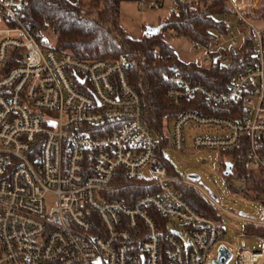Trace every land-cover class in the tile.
Masks as SVG:
<instances>
[{
	"label": "built area",
	"instance_id": "2783aa9c",
	"mask_svg": "<svg viewBox=\"0 0 264 264\" xmlns=\"http://www.w3.org/2000/svg\"><path fill=\"white\" fill-rule=\"evenodd\" d=\"M181 1L196 0H171V13ZM227 1V31L193 43L205 67L229 63L232 51L246 58L245 67L220 94L172 73L167 97L177 107L202 97L214 107L236 106L241 116L185 112L171 120V132L156 135L129 82L125 54L81 61L58 53L56 29L40 43L23 21V2L0 0L6 23L0 30V264H215L225 236L221 211L227 212L196 182L171 179L158 153L165 138L164 152L183 151L190 136L195 149L232 150L246 136L248 168L264 174V0ZM153 6L160 8V0ZM20 50L23 58L4 69L11 51ZM204 129L220 132L193 133ZM120 170L136 189L150 192L114 197ZM235 179L245 187L252 175ZM174 183L197 188L220 218L197 213ZM236 217L264 226V218ZM228 251L235 264H264V251Z\"/></svg>",
	"mask_w": 264,
	"mask_h": 264
},
{
	"label": "trees",
	"instance_id": "16d2710c",
	"mask_svg": "<svg viewBox=\"0 0 264 264\" xmlns=\"http://www.w3.org/2000/svg\"><path fill=\"white\" fill-rule=\"evenodd\" d=\"M25 6L22 14L24 23L36 34L40 43L51 29L58 31L54 50L58 53H71L81 61H114L125 54L130 62L128 78L131 86L140 95L144 119L156 135L168 131L170 122L185 112H197L202 115L235 119L241 116V109L236 113V106L214 107L204 98L198 97L182 107L175 106L167 97L170 84L166 77L178 73L188 79L200 81L210 91L217 94L226 92L233 77L245 67L246 58L240 52H230V62H213L209 67L180 60L174 48L165 38V33L172 31L179 38L192 42L213 40L216 33L226 32L222 16L230 12L227 0L181 1L176 13H170L154 37L144 35L140 39L132 38L121 25V8L125 2L141 3L144 0H21ZM14 28L15 24H8ZM23 58V51H11L8 65L13 67ZM239 147L232 150L217 149L230 155L233 174L252 175V180L239 191L247 197L262 201L264 184L257 178L255 170L248 168L247 151L249 139L242 136ZM158 153L164 161L168 176L177 178V172L165 159L164 151L169 147L165 138L160 142ZM226 165V164H225ZM226 167H224L225 171ZM124 171L117 175L118 190L112 195L128 198L145 195L149 189H136V185L127 180ZM232 174V175H233ZM226 177V176H225ZM228 185L233 189L231 179ZM179 196L197 213L208 219H219L217 209L197 188L174 183ZM236 190V189H235ZM243 236L264 241V226L247 222Z\"/></svg>",
	"mask_w": 264,
	"mask_h": 264
},
{
	"label": "rangeland",
	"instance_id": "374dc122",
	"mask_svg": "<svg viewBox=\"0 0 264 264\" xmlns=\"http://www.w3.org/2000/svg\"><path fill=\"white\" fill-rule=\"evenodd\" d=\"M76 1V0H72ZM144 5L135 2H125L121 8V25L126 32L135 39H140L149 29L161 28L171 13V0H161V7L154 8L155 0H146ZM6 28V23L0 17V30ZM166 40L174 48L180 60L186 63H196L203 65V52L197 51L192 41L179 38L172 31L165 33ZM171 124V123H170ZM168 132H171V125ZM189 132V130H188ZM204 132L205 136L213 137L219 134L217 129L195 130L193 133ZM193 138L190 136L183 151L168 149L165 151V159L177 172V179L189 180V176L194 175L200 178L196 184L208 195H215L219 200V205L227 213L222 214L224 224V238L218 243L213 257H217L218 249L226 247L233 254L240 248L254 251H264V241L259 239H249L243 236L246 221L236 216L256 219L264 218L263 200L258 201L247 197L239 191L242 187L236 181V174L229 177L224 176L225 164L229 162L230 155L216 149H195ZM257 178L264 184V174L261 170L255 171ZM231 179L233 189L228 185ZM236 189V190H235ZM50 204H54L52 199ZM178 233L177 231H175ZM186 241V237L181 234ZM235 264V260L229 262Z\"/></svg>",
	"mask_w": 264,
	"mask_h": 264
},
{
	"label": "water",
	"instance_id": "95a60500",
	"mask_svg": "<svg viewBox=\"0 0 264 264\" xmlns=\"http://www.w3.org/2000/svg\"><path fill=\"white\" fill-rule=\"evenodd\" d=\"M160 31H161V28L149 29L146 32V36L147 37H154V36L158 35L160 33ZM225 167H226V169L224 171V176H226V177L231 176L233 174V165L228 162V163H226ZM189 180H191L193 182H198L200 180V178L197 176L191 175V176H189ZM212 197L217 200V197L215 195H213ZM231 259H232V254L226 249V247L221 246L219 249V258L215 262V264H229Z\"/></svg>",
	"mask_w": 264,
	"mask_h": 264
},
{
	"label": "crops",
	"instance_id": "0c3cea01",
	"mask_svg": "<svg viewBox=\"0 0 264 264\" xmlns=\"http://www.w3.org/2000/svg\"><path fill=\"white\" fill-rule=\"evenodd\" d=\"M161 1V0H160Z\"/></svg>",
	"mask_w": 264,
	"mask_h": 264
}]
</instances>
